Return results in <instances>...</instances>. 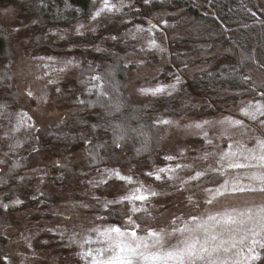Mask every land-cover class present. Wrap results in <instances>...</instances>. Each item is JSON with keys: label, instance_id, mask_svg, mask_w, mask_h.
Segmentation results:
<instances>
[{"label": "rangeland", "instance_id": "obj_1", "mask_svg": "<svg viewBox=\"0 0 264 264\" xmlns=\"http://www.w3.org/2000/svg\"><path fill=\"white\" fill-rule=\"evenodd\" d=\"M22 1L13 5L7 3L0 8V25L6 42L5 52L0 56V105H7L6 109H0V264H89L91 257L86 261L79 253L102 246L94 229L102 230L113 224L123 228L121 215L131 214L132 204L128 202L110 204L107 208L104 207L105 202L119 199L141 183L161 193L149 196L144 203L150 216L141 228L165 229L168 233L173 228L183 227L186 222L191 224L193 215L206 220L209 214L222 213L225 209L243 211L251 208L256 212L258 206L264 205V192L259 190L228 193L207 204L208 193L203 189L217 186L210 182L214 174L208 173L199 181L188 179L210 164L215 166L221 152L227 151L230 144L233 151L238 143H242L247 149L255 150L254 154H259L257 140L264 139V126L260 124L264 117L257 115L256 120H252L241 110L254 112L257 102L264 104L262 93L240 96L216 113L195 112L193 109L199 108L198 104L183 102V97L186 98L190 92L196 95L197 85L183 87V84L206 68H185L176 63L181 70H166L168 51L162 34L155 30L152 22L136 23L125 16V12L132 9L134 0H123V6L121 0H110L113 10L101 11L100 15L94 14L104 7L102 0H91L85 16L71 22L55 25L40 22L35 26L26 21L22 12L24 7L21 6L25 4H20ZM36 1H39V6L47 7L40 0ZM60 1L65 9L70 8L66 0ZM61 8L59 6L54 12ZM115 8H120V11L116 12ZM153 42L155 47H152ZM108 49H118L123 53L127 91L133 105L140 106L156 97L162 101L171 98L168 108L178 109L180 114L151 115L159 138V151L152 160L130 158L126 161L129 163L121 167L86 168L82 164L84 147L94 142V137L89 141L80 135L77 143L66 137L75 139L73 135L77 136L82 128L69 129L67 135L65 132H53L47 136L46 133L65 128L69 117L79 110L80 106L72 103L70 98L76 82L85 81L88 77L77 74L87 64L98 61ZM176 76L180 77L179 83ZM172 84L176 85L174 91L166 87L158 95L150 91L141 92V89ZM107 85L110 92L104 98L113 101L116 96L112 94V84L109 81ZM216 97L223 101L220 105H226L228 97L223 90ZM206 101L211 103L213 100L206 98ZM90 106L97 104L92 102ZM18 113H26L23 120ZM227 118L242 121L243 126L230 125ZM161 120L172 123H158ZM221 120L226 122L217 123ZM203 121L213 123L205 124L201 129L186 127ZM87 135L92 136L88 131ZM206 139L211 143H206ZM142 142L145 147L146 143ZM206 152L215 155L207 160L196 159ZM169 155L175 159L166 160ZM240 162H245L243 157ZM178 163L191 167L176 169L174 175L177 179L169 180L163 173L160 174L161 180L146 175L160 167L175 168ZM105 169L118 170L122 176L131 177V181L119 180L114 175L109 179ZM259 171V168L228 169L230 175L218 177V182L223 183L224 179L237 174L244 177L245 173ZM56 178L61 181L65 178L66 183L57 182ZM101 180H107V183H100ZM180 180L188 183L181 186ZM242 182L247 184L250 181L244 178ZM251 183L259 189L258 182ZM16 200L22 203L14 204ZM141 203L136 201L135 206L139 207ZM5 204L8 205L7 210L2 206ZM144 215L143 212L137 213L133 219ZM136 231L138 235L145 234L141 229ZM181 239L183 236L179 231L168 235L164 247L177 246ZM85 240L90 242L84 243ZM257 264H264V261Z\"/></svg>", "mask_w": 264, "mask_h": 264}, {"label": "trees", "instance_id": "obj_2", "mask_svg": "<svg viewBox=\"0 0 264 264\" xmlns=\"http://www.w3.org/2000/svg\"><path fill=\"white\" fill-rule=\"evenodd\" d=\"M40 1L47 7L39 6L36 0H23L20 3L25 4L21 5L25 10L22 12L32 26L40 22L54 25L71 22L88 14L91 7V0H66L69 9L60 5V0ZM16 2L20 0H0V8ZM51 3L56 8H62L54 12L56 8ZM131 8L125 12L127 18L136 23L152 22L155 30L162 34L168 51L166 70H181L176 63H181L180 67L185 68H206L183 84V87L197 85L196 95L190 92L186 98L183 97V102L198 104L199 108L193 109L195 112L216 113L240 96L252 92L264 93V80L261 79L264 77V0H149L147 4L144 0H134ZM5 46L0 25V56L4 54ZM97 60L94 64H87L77 74L88 77L85 81L76 82L73 87L70 99L80 106L79 110L69 117L65 128L48 131L47 136L53 132H65L67 135L69 129L82 128L77 136L73 135L75 139L66 137L76 143L80 135L89 141L94 137V142L84 147L82 164L86 168L104 165L121 167L129 163L126 161L130 158L152 160L159 151V138L156 137L157 129L152 125L151 115L175 116L180 111L168 108L171 98L162 101L156 97L140 106L132 104L127 91L124 57L120 50L110 49ZM92 76L102 79L91 80ZM109 81L112 94L116 96L113 101L104 98L110 92L107 91ZM98 84L103 87H94ZM222 90L228 97L226 105H220L223 101L216 97ZM101 91L104 96L97 94ZM206 98L213 101L207 102ZM92 102L97 106H90ZM117 103L120 105L118 110L110 107ZM87 131L92 136L87 135ZM121 131L125 138L118 140ZM142 141L146 143L145 147ZM70 170L73 169L70 167ZM55 180L66 183L65 178L63 181Z\"/></svg>", "mask_w": 264, "mask_h": 264}, {"label": "snow or ice", "instance_id": "obj_3", "mask_svg": "<svg viewBox=\"0 0 264 264\" xmlns=\"http://www.w3.org/2000/svg\"><path fill=\"white\" fill-rule=\"evenodd\" d=\"M144 2L147 4L149 0H144ZM102 4L104 7L94 15H100L101 11L113 10L114 6L110 5V0H102ZM121 6H123V0H121ZM114 10L119 12L120 8H115ZM6 11H10V9ZM137 30H141L139 26H137ZM16 31H19V29H16ZM155 46L153 42L152 47ZM161 51L163 50L161 49ZM67 63L71 64V61ZM90 79L100 80L102 78L92 76ZM175 79L177 83L180 82L179 76H176ZM94 87L99 89L103 86L98 84L94 85ZM166 87L173 91L176 89L175 84L168 86L159 85L153 89H141V92L150 91L153 95H158L163 93ZM59 91L60 89L57 88V92ZM168 94L171 95V92L169 91ZM100 95H104L103 91L100 92ZM78 102L85 103L84 101ZM110 107L118 110L120 105L117 103ZM6 108L7 105H0V109ZM241 112L243 115L248 116L249 119L256 120L257 115L264 117V104L257 102L254 112H249L246 109H242ZM18 115L23 120L26 113H18ZM225 122V120H221L217 123L223 124ZM158 123L171 124L172 121L161 120ZM211 123L213 122L203 121L202 123L197 122L186 127L201 129L203 125ZM227 123L233 126H243L242 121L231 120L230 118H227ZM260 124L264 126V120H260ZM28 127H31V125H28ZM204 136L205 138L207 137L206 132ZM124 138L123 131H121V135L117 139L122 140ZM206 143H211V141L206 139ZM257 145L259 146L258 155L254 154L255 150L247 149L242 143H238L236 150L233 151V145L230 144L227 151L221 152L219 159L215 161V166L210 164L207 169L196 171L194 175L188 178L192 181H199L208 173L214 174L210 182L217 184V186L203 189L208 193L205 203L212 204L218 196H224L228 193H244L257 190L264 192V139H258ZM117 147H119L118 143ZM246 152L250 154L245 155ZM214 155L215 153L206 152L202 157H197L196 159L207 160ZM241 157H243L245 162H240ZM165 159L172 161L175 157L169 155ZM251 161H256L257 163L253 164ZM185 167L191 166L178 163L175 168L169 166L160 167L154 173L150 172L146 173V175L154 176L156 180H161L160 174L163 173L167 175L169 180H173L178 178L174 175L176 169ZM248 168H259L261 171L245 173L244 177L237 174L231 179H224L223 183L218 182V177L230 175L228 169ZM105 172L109 174V179L114 175L119 180L131 181V177L122 176L118 170L105 169ZM244 178L250 182L247 184L243 183L242 180ZM252 181L259 183V189L253 187ZM100 183H107V180H101ZM187 183L188 181L186 180H180L181 186ZM158 195H161V193L151 190L150 187L146 188L141 183L139 187L132 189L119 199L106 201L105 208L110 204H121L123 202L132 204L129 209L131 214L127 216L121 215L123 228L113 224L102 230L99 228L94 229L100 238L98 242L102 246L96 249L89 248L87 251L82 250L79 255L86 261L91 257L89 264H257L258 261H264V205L258 206L256 212H253L251 208L243 211L235 208L225 209L222 213L209 214L206 220L193 215L190 217L191 224L186 222L181 228H173L171 233L166 232L165 229L157 231L151 228H141V225L150 216L147 208L144 207V203L148 201L149 196L155 197ZM189 200H191V197H189ZM136 201L142 202L139 207L135 206ZM13 203L20 204L22 202L16 200ZM2 206L7 210L8 205ZM141 212L145 213V215L137 216L136 219H133L135 214ZM98 219L104 218L98 217ZM210 221L212 223H209ZM129 225L132 227L129 228ZM136 229H141L145 234L138 235ZM177 231L182 234L183 239L179 241L177 246L166 249L164 247L166 236L172 235ZM89 242V240L84 241V243ZM80 247L83 249V244ZM5 259L7 258L5 257Z\"/></svg>", "mask_w": 264, "mask_h": 264}]
</instances>
